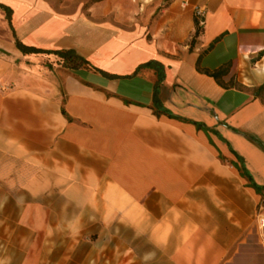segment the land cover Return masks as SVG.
<instances>
[{"label":"crops","instance_id":"obj_1","mask_svg":"<svg viewBox=\"0 0 264 264\" xmlns=\"http://www.w3.org/2000/svg\"><path fill=\"white\" fill-rule=\"evenodd\" d=\"M154 1L0 0V234L32 237L16 264L54 218L82 234L126 206L196 219L197 264H264V0ZM223 66L237 86L204 73Z\"/></svg>","mask_w":264,"mask_h":264},{"label":"rangeland","instance_id":"obj_2","mask_svg":"<svg viewBox=\"0 0 264 264\" xmlns=\"http://www.w3.org/2000/svg\"><path fill=\"white\" fill-rule=\"evenodd\" d=\"M51 1L88 5L98 0ZM169 2L170 0L154 1L159 8ZM222 85L237 86V74L233 72ZM15 183L14 209L19 203L17 193L20 191L19 181ZM262 204L264 205V202ZM73 207L78 209L77 205ZM124 213V218L89 219L82 234L77 232L76 219L54 218V227L50 229V233L44 236L43 242L40 240L39 247L31 250L30 264H197L196 251L180 249L183 246H191L192 243L187 240L195 236L179 233L180 221L187 222L191 228L196 219H152L148 217L149 213L145 208L137 209L131 206H126ZM168 223H171L172 229L177 232L169 233L171 227ZM28 238L32 242L31 236L0 234L1 260H5V250L12 249L13 257L9 264H16L24 253Z\"/></svg>","mask_w":264,"mask_h":264},{"label":"trees","instance_id":"obj_3","mask_svg":"<svg viewBox=\"0 0 264 264\" xmlns=\"http://www.w3.org/2000/svg\"><path fill=\"white\" fill-rule=\"evenodd\" d=\"M197 30L195 31L194 37L197 35ZM193 41V40H192ZM18 47L21 48V46L19 44H17ZM29 51H33V52H44V53H52L54 55H56L58 57V63L61 64V66L66 67V68H70V69H76L81 67L82 65H84L86 63V61L81 58L80 56H78L74 51L70 50V49H60V50H41V49H34V48H29ZM141 66H154L157 67L158 65L155 62H148L145 63ZM228 70V66H223L215 71L209 72V71H204L205 74L213 77L218 83H220V85H222V82L220 81V78L226 74ZM224 86V85H222ZM235 86V85H232ZM226 87V86H224ZM231 87V86H229ZM264 89V84L259 86L257 89V91H261Z\"/></svg>","mask_w":264,"mask_h":264},{"label":"built area","instance_id":"obj_4","mask_svg":"<svg viewBox=\"0 0 264 264\" xmlns=\"http://www.w3.org/2000/svg\"><path fill=\"white\" fill-rule=\"evenodd\" d=\"M201 12L197 11V14L199 15Z\"/></svg>","mask_w":264,"mask_h":264}]
</instances>
